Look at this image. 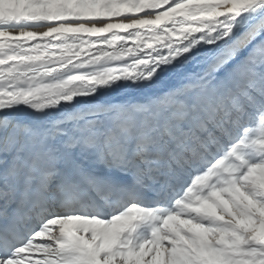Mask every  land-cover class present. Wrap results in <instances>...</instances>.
I'll use <instances>...</instances> for the list:
<instances>
[{
  "label": "snow or ice",
  "instance_id": "obj_1",
  "mask_svg": "<svg viewBox=\"0 0 264 264\" xmlns=\"http://www.w3.org/2000/svg\"><path fill=\"white\" fill-rule=\"evenodd\" d=\"M0 264H264V0H0Z\"/></svg>",
  "mask_w": 264,
  "mask_h": 264
}]
</instances>
